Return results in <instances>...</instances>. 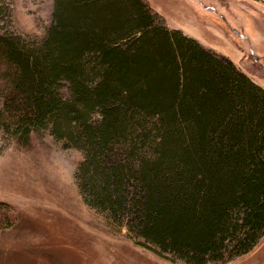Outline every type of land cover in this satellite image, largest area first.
I'll list each match as a JSON object with an SVG mask.
<instances>
[{"label": "trees", "instance_id": "trees-1", "mask_svg": "<svg viewBox=\"0 0 264 264\" xmlns=\"http://www.w3.org/2000/svg\"><path fill=\"white\" fill-rule=\"evenodd\" d=\"M42 132L81 153L83 202L160 257L221 264L264 234V88L145 0H53L39 39L0 28V135Z\"/></svg>", "mask_w": 264, "mask_h": 264}, {"label": "rangeland", "instance_id": "rangeland-1", "mask_svg": "<svg viewBox=\"0 0 264 264\" xmlns=\"http://www.w3.org/2000/svg\"><path fill=\"white\" fill-rule=\"evenodd\" d=\"M145 1L168 27L212 45L264 87V0ZM0 8L9 13L0 14L3 31L39 39L53 0H0ZM81 159L47 132L24 145L0 135V201L12 220L0 225V264H185L136 245L125 227L83 202L74 179ZM221 264H264V234L250 252Z\"/></svg>", "mask_w": 264, "mask_h": 264}, {"label": "crops", "instance_id": "crops-1", "mask_svg": "<svg viewBox=\"0 0 264 264\" xmlns=\"http://www.w3.org/2000/svg\"><path fill=\"white\" fill-rule=\"evenodd\" d=\"M197 40H199V39H197ZM204 46H206V47H208V48H213L214 49V47L212 46V45H209V44H205ZM230 61H232L234 64H236V62H235V60L234 59H230ZM238 61V60H237ZM237 65V64H236ZM262 88H264L262 85H260Z\"/></svg>", "mask_w": 264, "mask_h": 264}]
</instances>
